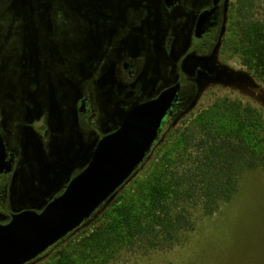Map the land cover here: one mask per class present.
Returning <instances> with one entry per match:
<instances>
[{
	"label": "flooded vegetation",
	"instance_id": "af4514ba",
	"mask_svg": "<svg viewBox=\"0 0 264 264\" xmlns=\"http://www.w3.org/2000/svg\"><path fill=\"white\" fill-rule=\"evenodd\" d=\"M229 10L230 0H0V225L41 213L130 111L179 86L153 151L203 76L228 69ZM57 163L66 171L47 187Z\"/></svg>",
	"mask_w": 264,
	"mask_h": 264
},
{
	"label": "rangeland",
	"instance_id": "374dc122",
	"mask_svg": "<svg viewBox=\"0 0 264 264\" xmlns=\"http://www.w3.org/2000/svg\"><path fill=\"white\" fill-rule=\"evenodd\" d=\"M254 22L264 24V0H230L224 43L228 48V69L220 70L223 74L217 78L204 75L190 108L172 123L134 175L86 224L30 264H47L57 260L64 250L88 243V237L98 228L108 225L112 217H120L116 209L122 205L133 201L141 207L140 203L148 202L151 181L162 165L172 163L170 160L175 157L174 170L180 172L190 165L191 157H178V152L196 150L190 135L199 131L209 113L225 121L229 118L226 104L239 101L264 115V70L257 66V51L249 48L244 32ZM81 32L79 27L70 35L79 36ZM73 155L69 154L71 158ZM65 165L47 172V187L57 183L55 173L66 171ZM181 206L183 203L179 202L178 207ZM188 211L190 224L178 227L174 235L158 227L130 243H118L105 264H264V166L245 169L238 192L223 201L216 212L206 214L195 202Z\"/></svg>",
	"mask_w": 264,
	"mask_h": 264
},
{
	"label": "trees",
	"instance_id": "16d2710c",
	"mask_svg": "<svg viewBox=\"0 0 264 264\" xmlns=\"http://www.w3.org/2000/svg\"><path fill=\"white\" fill-rule=\"evenodd\" d=\"M244 32L249 48L257 51V66L264 70V24L251 23ZM226 106L229 118L221 121L209 113L199 131L191 133L196 150L178 152V157H191L190 165L180 172L174 170L176 157L162 165L151 181L148 202L140 207L132 201L117 208L120 217L114 216L108 225L98 228L88 243L64 250L47 264H105L118 243H130L158 227L174 235L178 227L189 225L188 206L193 202L212 214L230 200L239 190L245 169L264 166V115L239 101H229Z\"/></svg>",
	"mask_w": 264,
	"mask_h": 264
},
{
	"label": "water",
	"instance_id": "95a60500",
	"mask_svg": "<svg viewBox=\"0 0 264 264\" xmlns=\"http://www.w3.org/2000/svg\"><path fill=\"white\" fill-rule=\"evenodd\" d=\"M178 89L173 86L157 100L130 111L122 128L99 143L85 169L41 213L25 211L11 223L0 225V264H27L40 258L86 224L151 154ZM3 150L0 136V153ZM73 153L70 161H76V151L63 156Z\"/></svg>",
	"mask_w": 264,
	"mask_h": 264
}]
</instances>
